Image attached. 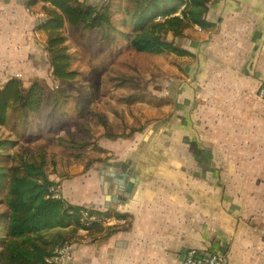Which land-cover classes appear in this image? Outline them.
Wrapping results in <instances>:
<instances>
[{
  "label": "crops",
  "instance_id": "0c3cea01",
  "mask_svg": "<svg viewBox=\"0 0 264 264\" xmlns=\"http://www.w3.org/2000/svg\"><path fill=\"white\" fill-rule=\"evenodd\" d=\"M55 5L0 0V88L11 78L55 81L40 32ZM202 20L196 37L178 42V114L125 139L103 136L104 160L55 169L59 196L85 207L81 221L103 212L72 236L66 264H181L189 248L264 264V0H209ZM23 124L13 123L6 152ZM94 226L117 228L89 234Z\"/></svg>",
  "mask_w": 264,
  "mask_h": 264
},
{
  "label": "trees",
  "instance_id": "16d2710c",
  "mask_svg": "<svg viewBox=\"0 0 264 264\" xmlns=\"http://www.w3.org/2000/svg\"><path fill=\"white\" fill-rule=\"evenodd\" d=\"M53 1L56 7L46 10L47 20L41 25L46 31L53 76L57 80H73L78 71L71 68L69 46L62 31L64 17L70 24H82L88 30H113L137 51L181 55L184 49L178 45L180 37L197 36L195 25L203 24L209 0H125L120 19L124 30L114 25L113 13L119 12V5L113 8L111 2L98 7L86 0ZM118 38L113 40L121 46ZM54 97L56 94L47 91L43 83L35 82L24 90L19 78L9 79L0 88V264H53L48 259L56 248L74 236L79 227L85 228L81 221L85 207L59 196L58 183L46 173L42 155L10 164L13 156L3 150L13 144L5 134L6 128L10 132L13 123L18 125L23 118L25 124L18 129L21 138L35 141L50 128L41 109ZM120 136L114 132L111 138ZM74 156L84 157L81 152ZM89 213L100 216L103 212ZM94 227L87 232L111 233L117 228Z\"/></svg>",
  "mask_w": 264,
  "mask_h": 264
},
{
  "label": "rangeland",
  "instance_id": "374dc122",
  "mask_svg": "<svg viewBox=\"0 0 264 264\" xmlns=\"http://www.w3.org/2000/svg\"><path fill=\"white\" fill-rule=\"evenodd\" d=\"M110 2L119 5L113 20L115 27L124 30L120 19L125 1L105 0L98 7ZM65 21L62 31L69 43L71 68L76 69L78 75L73 80L35 81L56 94L41 109L50 128L35 141L20 137L21 142L10 150L13 159L9 161L12 164L42 155L44 169L55 181L57 171H65L70 165L77 166V171L87 159L104 160L107 151H101L99 146L103 136L112 137L118 132L121 139H125L132 133L131 129H141L148 120L156 121L170 112L177 113L180 108L179 55L170 51H137L113 30H88L82 24ZM40 32L46 34L44 29ZM116 37L121 46L113 40ZM30 86L22 87L27 90ZM83 140L87 142H81ZM78 152L84 157H75ZM66 241L72 250V237ZM66 255L63 264L69 260Z\"/></svg>",
  "mask_w": 264,
  "mask_h": 264
},
{
  "label": "built area",
  "instance_id": "2783aa9c",
  "mask_svg": "<svg viewBox=\"0 0 264 264\" xmlns=\"http://www.w3.org/2000/svg\"><path fill=\"white\" fill-rule=\"evenodd\" d=\"M258 93L264 97V83L259 86ZM88 217L89 216L87 214H84L82 221L84 222V220ZM92 218L95 219V217ZM81 231L83 230L81 229ZM70 248L69 242L65 241L59 248L55 250V254L52 255L48 261L53 264H63V259L66 253V258L70 259V251H72ZM181 264H226V259L223 257V255L217 252H199V250L196 248H189L186 250Z\"/></svg>",
  "mask_w": 264,
  "mask_h": 264
},
{
  "label": "water",
  "instance_id": "95a60500",
  "mask_svg": "<svg viewBox=\"0 0 264 264\" xmlns=\"http://www.w3.org/2000/svg\"><path fill=\"white\" fill-rule=\"evenodd\" d=\"M45 20H47V17H45Z\"/></svg>",
  "mask_w": 264,
  "mask_h": 264
}]
</instances>
